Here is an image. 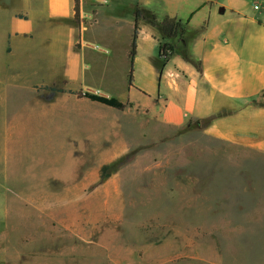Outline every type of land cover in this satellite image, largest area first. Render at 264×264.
<instances>
[{
  "label": "crops",
  "instance_id": "obj_1",
  "mask_svg": "<svg viewBox=\"0 0 264 264\" xmlns=\"http://www.w3.org/2000/svg\"><path fill=\"white\" fill-rule=\"evenodd\" d=\"M102 1L0 0V193L3 182L18 183L25 158L30 192L82 193L83 178L98 184L103 167L132 154L148 136L194 130L210 119L205 136L264 155V0ZM137 7L160 23L169 17L185 26L184 45L200 72L178 53L162 60L160 31L148 22L139 23L131 66ZM80 92L114 98L126 109L79 98ZM132 173L123 168L100 186L113 218L130 208L121 194L129 191L124 178ZM52 182L60 188H49ZM255 205L203 204L208 212L201 230L176 233L177 239L202 242L201 249L180 254L188 256L185 263L223 264L222 250L211 242L264 237V219L253 212L227 219L209 212ZM165 207L197 208L193 201ZM169 255L166 248L152 256Z\"/></svg>",
  "mask_w": 264,
  "mask_h": 264
},
{
  "label": "rangeland",
  "instance_id": "obj_2",
  "mask_svg": "<svg viewBox=\"0 0 264 264\" xmlns=\"http://www.w3.org/2000/svg\"><path fill=\"white\" fill-rule=\"evenodd\" d=\"M206 127L148 136L132 150L125 169L133 176L124 178L131 183L121 194L130 208L120 210L119 218L107 207L105 188L86 178L82 193L30 192L27 159L21 160L18 183L3 182L0 193V264H186L188 256L180 254L201 249L202 242L177 239L176 233L201 230L208 212L203 204L256 202L255 208L208 210L225 219L238 211L264 219V155L211 139L204 135ZM41 148L48 155L47 146ZM146 169L166 175L136 176ZM59 186L52 182L49 188ZM186 201L197 208L165 207ZM211 243L222 250L223 264H264V237ZM166 248L171 255L152 256Z\"/></svg>",
  "mask_w": 264,
  "mask_h": 264
},
{
  "label": "trees",
  "instance_id": "obj_3",
  "mask_svg": "<svg viewBox=\"0 0 264 264\" xmlns=\"http://www.w3.org/2000/svg\"><path fill=\"white\" fill-rule=\"evenodd\" d=\"M134 16L136 19V27L132 39V45H131V52H130V60H131V66L133 65V61L136 55L137 50V40L139 35V23L141 22H148L149 25L155 29H158L161 34L162 42L159 46L160 49V57L162 60L167 61L169 60L173 55L180 54L183 60L187 63L193 64L196 66L197 70L200 72V65L196 64L192 55L186 50V46L184 45V37H185V26H183L179 21L176 19H171L169 17H166L161 23L157 21V19L147 13L145 10L137 7L134 11ZM76 22H80L79 14L76 16ZM133 81V75L132 70L129 76V82L132 85ZM77 97L82 99H88L93 103H97L106 107H109L111 109L117 110V111H124L126 109V106L119 102L118 100L114 98H107V97H101L96 95H90V94H83L82 92L75 94ZM212 119L206 120L200 123L195 124L197 128H201L203 125L208 126L211 124ZM194 126L192 125L191 128ZM133 154H130L114 163H112L109 166H105L101 170L100 175V181L97 184V186L103 185L108 179L112 177V175L119 172L121 169L128 166L131 161L133 160Z\"/></svg>",
  "mask_w": 264,
  "mask_h": 264
},
{
  "label": "built area",
  "instance_id": "obj_4",
  "mask_svg": "<svg viewBox=\"0 0 264 264\" xmlns=\"http://www.w3.org/2000/svg\"><path fill=\"white\" fill-rule=\"evenodd\" d=\"M90 1H92V2H95V3H98V4H105V2L104 1H102V0H90ZM256 2L257 1H259V0H255Z\"/></svg>",
  "mask_w": 264,
  "mask_h": 264
}]
</instances>
